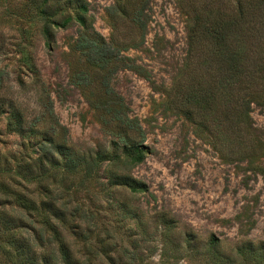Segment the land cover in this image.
<instances>
[{
	"label": "rangeland",
	"instance_id": "obj_1",
	"mask_svg": "<svg viewBox=\"0 0 264 264\" xmlns=\"http://www.w3.org/2000/svg\"><path fill=\"white\" fill-rule=\"evenodd\" d=\"M44 1L0 0L3 169L13 168L22 156L27 161L35 159L28 142H40L52 128L60 142L86 155L113 153L117 142L101 127L85 90L72 84L74 71L86 69L71 50L77 23L59 26L66 15L59 16L57 25H50L49 38H44L38 10L42 7L53 13L58 9L54 0ZM141 1L93 0L88 2V14L94 31L120 57L130 58L149 76L146 80L121 67L111 84L123 98L129 117L138 120L145 134V159L128 171L145 190L108 188L102 178L80 187L81 173L60 183L69 189L67 194L57 181L54 186L51 180L47 183L62 201L89 209L98 217V226H108L111 235L105 242L119 264H264L256 256L242 254L251 248L256 255L264 248V108L251 104L250 136L241 145L232 125L219 126L222 108L217 91L209 100V111L201 116L199 107L196 110L186 103V92L175 88L179 83L182 89H191V78L202 74L200 68L185 69L194 9L216 11L220 3ZM136 5L143 8L146 20L138 49L134 45L141 39L131 23ZM63 13L73 14L70 9ZM190 109L195 111L193 121L184 115ZM12 110L23 118V135L9 126ZM121 153L118 148L114 156ZM117 169L122 173L123 166ZM8 170L2 179L12 189L28 197L38 195L33 185L13 184ZM74 250L78 253L81 246ZM92 263L110 264L103 256Z\"/></svg>",
	"mask_w": 264,
	"mask_h": 264
},
{
	"label": "trees",
	"instance_id": "obj_2",
	"mask_svg": "<svg viewBox=\"0 0 264 264\" xmlns=\"http://www.w3.org/2000/svg\"><path fill=\"white\" fill-rule=\"evenodd\" d=\"M54 1L58 4L57 11L52 13L42 7L38 10L41 33L44 38H49L50 25H57L59 16L66 15L59 26L77 23L71 50L83 60L86 69L74 71L72 84L85 90L101 127L110 131L117 142L113 143V153L101 151L86 155L60 142L52 128V132H46L40 142L32 145L28 142L35 159L27 161L22 156L13 168H0V262L93 264L92 261L103 256L108 263L119 264L112 255L115 251L110 253L108 242H105V238L110 240L107 237L111 235L108 226H98V217L89 213V209L71 207L62 201L47 182L53 181L54 186L57 181L59 188L67 194L69 189L66 191L60 183L68 181L70 175L81 173L80 187L88 180L102 178L108 188L130 192L145 190L142 183L128 175L131 168L145 159V134L138 120L129 117V109L111 84L121 67L146 80L149 76L130 58L120 57L94 31L88 14V2L93 0ZM214 1L220 3L219 10L203 12L195 8L188 30V64L185 69L200 68L202 74L191 78V89H182L183 85L179 83L175 88L177 92H186V103L194 105L196 110L199 107L198 113L209 111V100L217 91L222 108L219 126L232 125L239 144L243 145L250 136L251 104L264 108V0ZM44 2L46 4L48 0ZM62 4L64 8H61ZM140 7L136 5L131 15V23L141 39L134 45L136 49L142 46L146 28L145 15ZM66 9L73 14L63 13ZM193 112V109L184 112L189 121L194 120ZM49 115L52 116L51 110ZM9 119L13 132L23 135L25 124L21 114L12 110ZM118 148L122 153L114 156ZM121 166L122 173L117 169ZM7 170L13 184L33 185L38 195L28 197L23 191L12 189L2 179ZM77 245L81 246L78 253L74 250ZM263 252V247L256 255L251 248L241 251L243 257L256 256L259 263L264 262Z\"/></svg>",
	"mask_w": 264,
	"mask_h": 264
}]
</instances>
